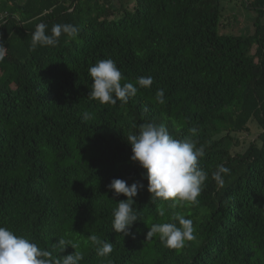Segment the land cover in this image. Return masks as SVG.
<instances>
[{
    "label": "trees",
    "instance_id": "1",
    "mask_svg": "<svg viewBox=\"0 0 264 264\" xmlns=\"http://www.w3.org/2000/svg\"><path fill=\"white\" fill-rule=\"evenodd\" d=\"M0 0V227L25 236L59 258L78 251L81 264H264V0H244L256 12L249 37L218 33L219 0ZM131 3V6L129 4ZM40 23L79 27L55 47L31 49ZM113 59L124 79L140 76L125 104H101L89 97L88 69ZM158 89L165 103H157ZM91 119L85 121L83 113ZM164 124L178 139L192 137L205 156L207 172L198 203L156 212L144 170L130 157L127 135L143 123ZM257 129L242 151L239 136ZM230 169L220 186L217 166ZM113 179L143 189L133 199L138 219L124 236L112 230L122 194ZM193 221L196 239L182 249L166 247L153 224ZM113 244L99 257L88 239ZM59 238L71 240L58 253Z\"/></svg>",
    "mask_w": 264,
    "mask_h": 264
},
{
    "label": "clouds",
    "instance_id": "2",
    "mask_svg": "<svg viewBox=\"0 0 264 264\" xmlns=\"http://www.w3.org/2000/svg\"><path fill=\"white\" fill-rule=\"evenodd\" d=\"M79 27L71 23L54 24L51 32L47 31V25L40 23L32 33L31 49L37 47H55L59 44L62 34L73 39L79 35ZM7 47L0 39V62L5 58ZM93 83L89 97L101 104L116 105L118 101L127 103L131 97L136 96L138 86L148 88L153 84V77L140 76L136 84L131 82L121 83L123 73L116 62L111 59H101L88 69ZM157 103H165V91L158 89L155 97ZM89 112L83 113L85 121L91 119ZM135 133H129L127 142L132 148L130 159L138 163L144 170L142 179H147V190L151 193V201L160 203L156 207L159 216H165L164 202H171L172 207L183 203L196 204L208 178L206 171L199 167V161L205 156L203 147H197L192 137L197 135V128L192 127L188 131L190 136L178 139L172 136L164 124L143 123ZM230 169L223 164L217 166L212 178L223 186L222 174H229ZM144 185L135 182L128 185L121 179H113L108 188L114 197L123 195L126 201H120L113 211L112 230L122 233L124 236H133L131 229L134 223L140 219L135 208L134 197ZM175 222L153 224L147 233V237L159 234L161 242L172 249H182L186 241L196 239L193 221L185 215L176 213ZM88 239L95 247L99 257L107 258L113 251V244L108 240H102L97 235H89ZM68 246L77 249L78 245L71 240L59 238L54 248L58 253L63 252ZM83 254L75 251L64 258H59L53 251L45 250L25 236L17 235L6 227H0V264H81Z\"/></svg>",
    "mask_w": 264,
    "mask_h": 264
},
{
    "label": "rangeland",
    "instance_id": "3",
    "mask_svg": "<svg viewBox=\"0 0 264 264\" xmlns=\"http://www.w3.org/2000/svg\"><path fill=\"white\" fill-rule=\"evenodd\" d=\"M130 1L127 0L125 4ZM219 5V34L241 37L252 36L253 23L257 15L255 11L247 8L244 0H219ZM129 6H131V3ZM261 23L264 24V17L261 19ZM248 127L250 128V133L242 134L238 137L242 144L234 148L235 151L242 152L247 147L248 142L254 139L257 129H255L256 127L252 122L249 123Z\"/></svg>",
    "mask_w": 264,
    "mask_h": 264
}]
</instances>
